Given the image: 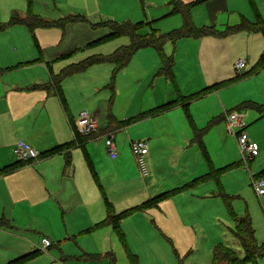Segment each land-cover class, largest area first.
Wrapping results in <instances>:
<instances>
[{"label": "rangeland", "instance_id": "obj_1", "mask_svg": "<svg viewBox=\"0 0 264 264\" xmlns=\"http://www.w3.org/2000/svg\"><path fill=\"white\" fill-rule=\"evenodd\" d=\"M247 1L235 0L237 13L249 11L247 21L261 24L264 16H258V9ZM259 5L264 13V0H259ZM62 6L57 0H0V23L5 26L0 30V68L12 72L11 79L41 77L48 81L63 68L88 57L112 54L131 43L128 35L100 40L103 33L109 32L107 28L94 29L91 24L64 20L70 15L59 16ZM138 6L142 9L132 20L125 18L124 8L104 9L115 13L117 19L135 21L134 24L144 19L145 33L157 31L153 23L160 34L183 24V17L167 15L165 6L141 7V2ZM22 13L54 24L34 27L10 22L13 15L23 16ZM224 14L211 20L207 6H194L191 18L196 27L215 24V29L224 35L206 40L184 37L176 44H166L165 50L170 53L175 46L171 78L162 75L158 50L146 46L135 51L119 71L110 62L94 64L61 83L69 118L76 120L82 111H87L98 117L101 127L86 140L88 155L82 148L72 152L77 175L85 176L90 187L100 190L113 214L135 205L138 197L157 196L159 208L149 209V217L131 214L122 218L125 244L107 225L81 231L87 227L83 207H78L73 215H66L47 202L33 204L44 196L45 184L39 181L42 172L34 168L37 161L29 162L8 175L0 174V264L18 256L14 253L22 250L24 237L34 239L35 245L43 250L35 262L26 264H57L52 257L61 259L60 249L76 255L65 260L66 264H133L131 256H135L137 264H213L216 246L232 248L242 261L246 251L239 236L251 242L248 232L240 233L243 225L240 218L247 216L257 249H264V196H258L252 185L253 177H264V115L251 107L240 110L248 102L264 104V67L259 73L248 72L260 55L257 56L256 41L249 38L248 32L226 33L227 25L239 24L244 19L240 17L238 22L231 23L229 10ZM239 59L248 60V64L238 73L235 63ZM237 74L242 75L227 81ZM222 81L226 82L219 89L203 95L206 87ZM165 95L175 100L173 109L157 117L139 118L145 109L157 105L153 103L158 98L163 101ZM54 100L61 105L57 97ZM187 102L190 118L202 133L201 142L195 140L183 108ZM232 111L244 115L245 132L257 144V156L244 157L237 136L229 132L225 119ZM103 129L115 133L119 152L116 159L107 152ZM140 139L148 142L153 154V161L148 162L147 158L149 178L142 176L131 150L130 141ZM13 141L0 146L3 148L0 170L18 161L13 149L8 150ZM59 160H49L44 166L61 178L69 176V170L60 168ZM61 178L56 177L55 185ZM207 191L212 192L206 195ZM68 231L77 233L80 239H73ZM106 233L113 236V241L116 236V244L102 251V245L110 243ZM44 238L50 241L47 248ZM78 243L86 244L92 255L79 253ZM250 248L252 254L253 251L261 254L255 246ZM239 262L264 264V255Z\"/></svg>", "mask_w": 264, "mask_h": 264}, {"label": "crops", "instance_id": "obj_2", "mask_svg": "<svg viewBox=\"0 0 264 264\" xmlns=\"http://www.w3.org/2000/svg\"><path fill=\"white\" fill-rule=\"evenodd\" d=\"M174 1H180L184 4H190L192 2H197V0H57V3H59V6L63 5L62 6L63 8L62 9L60 8L59 16H66V15H71L72 13H75V12L76 13L79 12L80 14H83V16L86 19L85 21H82L79 23L91 24L94 29L104 27V28H107L108 31H110V26L108 25L109 21H113V22L118 21L117 23L126 22V23H131V24H134L135 21L129 22V21H124V19H117L115 13H113L110 10H105L104 9L105 7H113V10H115V7L124 8L127 12V17L125 18L127 20H132L135 16H137L140 9H142V8H139L138 6L139 2H141V7L148 5L150 8L157 9L158 6L159 8H162L165 6L167 7L168 12L170 13L174 8V4H173ZM238 1H242L244 3L248 2L247 0H238ZM234 2L235 0L234 1L233 0H202L192 6L191 12L194 6L196 5L202 6V7L207 6L208 11H209V17L211 18V20H213L215 16H218L219 18L222 15L223 17V15H225L224 13L227 12L228 10L230 12L229 22L236 23L238 22V20H240V17L244 20H248L251 16L249 14V11L247 12L239 11L237 13ZM249 2L254 4L255 7L258 9V16H264V13L260 9L259 0H249ZM123 4H128V5L126 7H123L122 6ZM166 14L163 16H166ZM157 18H161V15L158 16ZM194 19L196 21V16L194 17ZM143 20L144 19H142V21L139 20L140 22L138 23L143 22ZM154 20H158V19H154ZM191 20L194 23V25H196L192 18ZM120 21H123V22H120ZM74 23L76 24V22ZM153 24H154L153 27L157 30V33L160 34L159 29L155 27L156 23H153ZM207 26H214L215 28V24H210ZM207 26L204 25L198 28H205ZM227 26H234V25H227ZM242 32L245 33L246 31H242ZM108 33L109 32H105L103 34L105 36ZM147 33H149V31H147ZM219 33H222V35H224L223 32H219ZM248 33H249V38L253 41H256L257 51H258L257 56H258V54H261L264 50V36L263 34L257 33V32H248ZM222 35H219V36H222ZM219 36H214V37H219ZM210 37H213V36L196 37V38L206 40V39H209ZM186 38H192V37H186ZM179 40L180 39H178L177 41ZM169 43L170 42H167L166 44H169ZM174 47L172 50L173 53L167 52L164 47V52L166 53V55L168 56L173 55V61H174V52H175ZM246 63L248 64V60H246ZM3 68H6V67H3ZM11 73L12 72H7V70H5V72L2 73V75H0V146H3L7 141H10V139H13L14 141L8 146V150L12 148L13 149L12 151L14 154V148H15L16 143L22 140V141L29 143L34 148H36L40 153H43L55 146L62 145V144L70 142L71 140H74L76 133H77L75 129V119L71 120L69 118V115H68L69 109L67 106L64 93H63V96H60L57 93L51 92L48 89V85L50 84L52 77L48 81L42 79L41 77H35V78L29 77L27 79H11L10 77L13 76V74ZM162 75H164L166 78H171L170 74H166L165 72H163ZM56 97L59 99L61 103L60 106L58 102H55L54 100L56 99ZM157 100L158 101H154L155 103H153V104H157L156 106L145 109V111H148L153 108H157L163 104L171 103L175 101L169 95H165L163 101H159L160 98H158ZM173 108L174 106L171 109ZM171 109H169V111ZM166 112H168V110L163 111L162 113L155 115V116L144 117V119L150 118V117L152 118L157 117ZM142 119L143 118H141V120ZM107 132L110 133L108 130L103 129L104 134L102 135H106ZM98 136L100 137V135ZM115 140H116V137H115ZM80 148H82L83 151L85 152L87 150L86 146L83 148V145H79V144L75 145L73 148L64 146L61 153H57L54 156L39 157L37 160L32 161V162L37 161L34 168L42 172L41 177H39V181L45 184L44 196L43 197L41 196L39 201L34 202L33 204L37 206L43 202H47L51 206H53L57 211H59L61 208L63 212H65L66 215H73V212L78 207H83L87 215V219H86L87 227L86 228L88 227L91 228V227H95L97 223L106 219V217L111 214L110 213L111 211L108 208L107 198H105V196L104 198H102V194L100 190L96 191L93 189V187H90L89 181L85 179V176L77 175V171L75 169V166L73 165L72 152L74 151V153H77L78 150H80ZM0 150H3V148L0 147ZM8 150H5V151H8ZM67 152H69L71 155V162L69 165L66 162V156H65V153ZM147 158H148V162H149V159L150 161L151 160L153 161V154L151 153L150 150L147 154L146 161H147ZM52 159H60L59 160L60 168L61 169L63 168L64 170L65 169L69 170V176L64 177L63 175V177L61 178L60 175L54 174V173L52 174V171L46 169L44 165L48 163L49 160L52 161ZM148 162H147V166H148ZM151 164L153 165V162H151ZM9 165L6 164L4 166L6 167ZM149 167H150V164H149ZM149 167H148V170H149ZM13 171L15 172V170ZM9 173L3 174V175L5 176V175H8ZM150 173H151V169L149 170L148 175H145V176L142 175V176L145 178L148 176L150 177ZM56 177L61 178V181L58 185H55ZM72 178L74 180L73 183L68 182V180H72ZM65 179L67 181L64 182ZM209 192H212V191H207L206 195H208ZM140 198L141 197H138L135 205L133 206H138L142 204L143 202H145L146 200H148V198L145 199L146 197L144 199H140ZM101 199H103L104 202ZM133 206H130V207H133ZM156 208H159L158 204L153 205V206H148V208H146L144 211L135 212L133 213V215L142 214V215H146L147 217H149V214H148L149 209L154 210ZM6 212L7 213L5 214H8L7 207H6ZM13 216L15 217V215ZM29 220L30 222H32V220L34 219L31 218ZM65 222H66L67 230H69L68 229L70 227L69 223L67 221ZM18 224L22 225L20 222ZM108 226L110 227V229H113L111 225H107V227ZM31 228L33 229L35 227L31 225ZM86 228L81 231L88 232V231L93 230L92 228L91 229L90 228L86 229ZM32 231L34 232V230ZM68 235H72L73 239H80L77 233H70L68 231ZM95 235L97 236V234ZM105 235H107V239H109L110 243L103 244L102 249H101L102 251L108 250L107 246H115L116 244V236H115V240L113 241V238H112L113 236L110 237V233H106ZM68 238H70V236H68ZM23 240L24 241L22 242V250L17 251L14 254H18V256H22L28 253L35 252V254H33L32 257L26 259L24 262L19 263V264L33 263L36 261L37 257L41 254L43 250L39 248L37 245H35V242L33 241L34 239H32L31 237L30 238L24 237ZM80 251H82L85 255H92L91 253H93V251L88 249L87 245L84 243L79 244V253ZM60 253H61V259L58 256L52 257L54 259V263L58 264L59 262L60 264H63V263L66 264L65 260H70L76 257V255H73L69 251L66 252L62 249H60ZM13 259L14 257L11 258L10 260H13Z\"/></svg>", "mask_w": 264, "mask_h": 264}, {"label": "trees", "instance_id": "obj_3", "mask_svg": "<svg viewBox=\"0 0 264 264\" xmlns=\"http://www.w3.org/2000/svg\"><path fill=\"white\" fill-rule=\"evenodd\" d=\"M202 0H197V2H200ZM197 2H192L190 4H184L180 1H174V8L173 10L169 13L170 14H180L183 17V24L180 26L178 29H175L169 33L166 34H158L157 31L152 30L150 33H145V24L146 22H141L137 24H131V23H117L113 21H109L108 25L110 26V31L108 34L103 36L100 40L106 41L110 38H113L117 35H128L131 38V43L126 46H122L118 48L114 53L106 55V56H98V57H88L84 60H82L79 63H75L73 65H70L60 71L59 74L52 76L51 82L48 85V89L51 92L57 93L60 96H63V91H62V81L65 77L70 76L74 73L81 72L88 67L94 65V64H100V63H107L110 62L113 65H115L116 70L119 71L122 68H124L128 62L130 61L131 57L137 51L138 49L146 46H152L155 47L158 52L160 53L161 56V61H162V68L161 71H164L166 74L172 75V67H173V55H166L164 52V46L166 45L167 42H172L173 44L176 43L178 39H181L183 37H205V36H219L222 35V33H219L217 29L214 28V26H207L205 28H198L194 25V23L191 20V8L193 5H195ZM64 20L71 21V22H82L85 21V17L83 15H70L66 16ZM157 21V20H155ZM11 23H26L28 26H34V27H39V26H49L53 25L54 22L46 21L44 19H41L33 14H26L23 16H20L19 14H15L12 16ZM5 26L0 23V30L4 29ZM257 32L261 33L264 36V21L261 24H252L249 23L247 20L241 21V23L234 25V26H227L226 33L229 34H235L238 32ZM264 67V50L260 54L259 58L257 59L256 63L252 67L251 70L248 72H254V73H259ZM5 70L0 68V75L4 73ZM242 75V74H241ZM240 74H237L234 78L228 79L227 81H232L236 79L237 77L241 76ZM245 75V74H244ZM226 81L222 82H216L213 85H210L206 87L203 90V95L209 94L214 92L215 90L219 89ZM188 102L183 105L184 110L186 111L187 118L190 121L191 126L193 127L194 130V137L195 140H198L201 142L202 140V133L200 130L195 128L194 123L192 122L190 118V114L188 113ZM174 106L173 102L171 103H166L163 104L157 108H153L151 110L142 112L139 115V118H144L147 116H155L163 111L169 110ZM253 108L256 109L261 115H264V104H257L254 102H248L245 104H242L240 106V110L242 108ZM91 137L89 136H83L79 133H76L75 139L71 140L68 143L62 144L55 146L48 151H45L43 153H40V157H47V156H54L57 153H61L63 147L68 146L73 148L75 145H83V148L85 147L86 140L90 139ZM66 156V162L69 165L71 162V155L69 152L65 153ZM87 160L89 161V157H86ZM32 162V161H31ZM30 162V163H31ZM90 162V161H89ZM29 162H19L17 161L16 163H13L9 166L4 167L3 169L0 170V174H6L9 173L10 171L16 170L17 168L28 164ZM96 177V175H95ZM156 197L150 198L143 202L142 204L138 206H133L130 207L126 210H124L122 213L118 214H113L112 211L110 212L111 214L106 217L103 221L97 223L95 225L96 228L106 226V225H111L117 235L120 237L121 241L123 244H125V235L121 231V221L124 216H129L135 212L138 211H144L148 206H153L158 204L156 201ZM109 207V205H108ZM240 222L243 223V225L240 227V233H245L248 232L250 235L251 242L245 241V239H242L241 236H239V239L241 240L242 245L244 246V249L246 251V255L244 257V260L252 259L256 255L262 256L264 255V249L259 250L258 246L255 245L253 241V231L251 229V219L247 216L244 219L240 218ZM251 246H255L258 251H260L261 254L258 252L256 253L253 251V254L251 252ZM35 254V252L28 253L26 255L18 256L17 258H14L13 260L8 261L7 263L4 264H19L24 262L26 259L30 258ZM252 254V255H251ZM133 264H137V260L135 259V256H131ZM238 261L242 262L238 257L235 256L234 251L232 248L229 247H222V246H216L214 248L213 252V264H237ZM239 262V263H240Z\"/></svg>", "mask_w": 264, "mask_h": 264}, {"label": "built area", "instance_id": "obj_4", "mask_svg": "<svg viewBox=\"0 0 264 264\" xmlns=\"http://www.w3.org/2000/svg\"><path fill=\"white\" fill-rule=\"evenodd\" d=\"M247 63L245 59H239L235 63V68L238 71H242L246 68ZM226 124L229 132L234 133L237 136L238 144L241 153L244 157L253 158L258 154L257 144L252 142L247 136L245 129L246 123L244 122V115L241 111L230 112L226 119ZM76 132L83 136H91L94 133L99 132L100 124L98 118L95 115L82 111L75 120ZM106 149L112 159H116L119 155L118 147L115 140V133L110 132L106 135ZM131 150L136 158L142 175H148L149 170L147 166L146 157L149 152L148 144L145 140H133L130 142ZM14 155L19 162H31L37 160L40 157V152L25 141H19L14 148ZM252 185L255 193L262 197L264 196V177H253ZM50 246V241L44 239V247Z\"/></svg>", "mask_w": 264, "mask_h": 264}]
</instances>
